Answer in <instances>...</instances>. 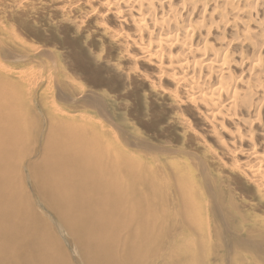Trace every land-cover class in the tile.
<instances>
[{"label":"bare ground","instance_id":"6f19581e","mask_svg":"<svg viewBox=\"0 0 264 264\" xmlns=\"http://www.w3.org/2000/svg\"><path fill=\"white\" fill-rule=\"evenodd\" d=\"M39 15L107 52L89 64L181 146L67 114L38 68L0 59V264H264V0H0V53L55 64L10 23ZM73 90L123 121L105 91Z\"/></svg>","mask_w":264,"mask_h":264},{"label":"rangeland","instance_id":"374dc122","mask_svg":"<svg viewBox=\"0 0 264 264\" xmlns=\"http://www.w3.org/2000/svg\"><path fill=\"white\" fill-rule=\"evenodd\" d=\"M39 16L36 17L37 21H34V22L31 19L24 18L23 20H21L19 18H14L13 20L12 19L10 20V23L12 26H14L15 34L18 35L19 38L22 41H24L27 45H29L31 47L37 46L38 48L39 47H49L50 49H52L53 51H55L56 53L59 54L58 55V57H59L58 61L55 64L53 62H52L53 64L48 62L47 65L45 64L46 66L43 63H41V65H39L37 63L29 64L23 60H20L18 57H11L10 58V56L3 55L2 53H0V59L2 61V64L5 67H7L10 70L17 68V70H21V71L22 70H28L29 68L30 69L33 68L34 70L36 68H38L35 71H37L38 73L40 72L41 74H44L46 81H48L47 84H44V86L41 87V89H39V95L42 96L41 94H43V96H42L43 100L49 99V101H53V103L55 102L56 107L60 108L63 112H65L67 114H73L76 112L82 113L84 111L82 114L88 116L93 122L99 123L105 131L107 129L108 130L111 129L110 131H112L114 129L113 131L115 132L116 131L115 126L117 124L119 125V124L126 123L129 126L131 131H134V132L137 131L140 136L149 140L152 143H155L157 145H162V144H165L168 142L169 145L171 143V145H173V146H181L180 140L177 141L175 137L172 138L170 136V134L168 135V132L166 133L165 130H160L159 124H160L161 118L159 116H157V117L155 116V114H157V112L153 111V109H151L152 111L149 110V111L144 112V110H141V107L139 108L138 100L136 97L137 95L135 94V91H133L134 89H132L133 85H131L132 87L130 89L127 87L125 89V91L121 90L119 88V86L117 87V85H115L114 83L111 84V82L108 81L107 77L101 73L102 71H99V70L93 68V66L91 64H89L90 60L87 59V55H88L89 51L90 52L94 51L92 53H94L96 55H98V54L102 55V56L104 55L103 58H106L108 56L107 52L102 53L101 50L99 49V46L96 43H93V44L89 43L88 44V46L91 45L88 47L89 51L82 49V47L81 46L79 47V44H77L78 42H76L71 37H69V34L67 32H64V30L59 31L58 33L54 32L52 29L49 28V26H48L47 22L44 20V18L41 15H39ZM54 17H56V16L53 15V18ZM36 18L34 20H36ZM26 20L28 23L25 22ZM71 42H73V43H71ZM37 47H35V48H37ZM63 54H65V55H63ZM68 54H69V57H67ZM6 56H7V58H6ZM79 58H81V59H79ZM40 59L42 61L44 60V58H42V57ZM67 59H68V61H70L69 63H68ZM85 64H86V66H85ZM39 66L42 68H40ZM50 69H51V71H50ZM46 72H48L49 74H54V73L57 74V77H60L59 81H62L63 84L61 82H57V81H56L57 83L55 81L54 82L50 81L48 79V74ZM62 72L66 75H64ZM77 77L79 78V80L77 79ZM80 77H82V78H80ZM51 82H52V84H51ZM64 85H66V87ZM69 85H70V88L68 87ZM76 86H82L83 90H94V87H95V90L105 91L108 94V96H110V98H111V101H112L111 105H113L112 107L117 109V113L123 118V121H117L115 119H112V118H110V115H109L108 117L110 118V121H111V122L109 121L111 123V126L109 127L110 123H107L108 122L107 115L102 114V116H101L99 112L97 113L96 111H94V109L89 108L90 105L87 106L88 102L86 101V98H85L86 96L82 97V98L87 103H85V101H83L82 98H78L77 96H75V91L73 90V88H75ZM62 87H63V90H61ZM66 88H67V90H66ZM43 89H44V92H43ZM57 90H61L62 92L57 91ZM49 92H50V94H49ZM50 98H52V99H50ZM63 98L65 101L68 100L67 103L63 100ZM79 100L81 101V102H79L81 105L77 102ZM75 102H77V104H75ZM71 103H72V105H71ZM82 103H84L83 104L84 106L82 105ZM124 103L128 104L130 106V108L127 111H124L120 106ZM38 104H39V102H38ZM119 106H120V108H119ZM135 106H136V108H134ZM85 107L86 108L88 107V108L86 109ZM143 112H144V114H143ZM144 115L146 116V118H144L145 117ZM104 116L107 118V120L104 119ZM133 116H134V118H133ZM136 118H137V120H136ZM193 124H194V127L198 126L199 128H201V125H202V128H203V127H205L204 124H206V123H203L202 119L199 117L198 119H196L194 121ZM165 134H167V136ZM154 135L156 136L155 138H154ZM162 135H164V136H162ZM165 136H166V138H165ZM169 139H170V141H169ZM120 143H121V146L124 147L125 150L129 154L131 153L133 155H136V154L140 153V151H141V153H143L142 155L144 156L145 153H148L147 149L144 150L146 148L145 146H144L145 148L143 147V149H140V148H142V146L140 147V145L138 146L137 144H129L126 146L125 140L124 141L121 140ZM208 143L211 144V143H213V141L209 140ZM130 145H132V147ZM137 150H140V151H138V153H137L136 152ZM156 156H158V155L156 154ZM156 156L151 155L152 158H154V157L156 158ZM178 160H180V161H178ZM182 160L183 159H174L173 161L180 163ZM181 163H183V161ZM235 191H237V193L240 196L242 195L243 190L239 189L237 185H236Z\"/></svg>","mask_w":264,"mask_h":264}]
</instances>
